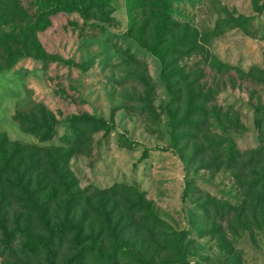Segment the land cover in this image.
<instances>
[{
	"label": "rangeland",
	"instance_id": "1",
	"mask_svg": "<svg viewBox=\"0 0 264 264\" xmlns=\"http://www.w3.org/2000/svg\"><path fill=\"white\" fill-rule=\"evenodd\" d=\"M133 1L111 0L106 21L99 15L85 20L76 12L56 14L29 39L24 32L37 0H19L0 13V139L20 150L21 173L41 190L52 189L50 195L45 189L35 193L51 224L68 217L83 237L100 228L103 212L119 222L120 235L150 264L179 263L162 247L170 230L181 233L179 264H264L263 172L243 160L207 169L210 159L219 164L223 155L209 153L202 135L171 147L170 96L161 64L129 35L142 12ZM168 3L176 33L188 27L196 36L173 60L214 94L209 106L221 121L210 132L231 135L240 152L256 150L257 108L264 131V0ZM80 114L107 121L111 132L94 133L80 144L66 142V120ZM44 121L56 123V135L40 142L33 131ZM130 190L170 227L167 233L154 232L150 240L129 227L141 216L126 212L134 199ZM1 211L7 233L15 237L5 247L0 230V264L70 263L74 246L66 242L37 260L23 258L11 248L21 241L16 231L39 234L37 222L17 199L0 204Z\"/></svg>",
	"mask_w": 264,
	"mask_h": 264
},
{
	"label": "trees",
	"instance_id": "2",
	"mask_svg": "<svg viewBox=\"0 0 264 264\" xmlns=\"http://www.w3.org/2000/svg\"><path fill=\"white\" fill-rule=\"evenodd\" d=\"M18 1L0 0V13L13 10ZM37 2L36 14L27 18L31 24L25 29L26 39H29L35 30L46 29L50 24L48 18L62 12L80 13L85 20L99 15V20L106 21L108 14L113 11L111 0H37ZM133 7L141 9L142 12L137 14L140 23L134 24L129 35L141 48L160 62L161 80L170 96L167 115L171 128V147H177L179 143L188 141V138L201 139L202 135V140L206 142L202 146L208 149L209 153L217 152L223 155V162L219 164H216V158L210 159L205 164L207 169L218 170L224 165L223 163L231 165L243 160L258 167L264 177V131L261 130V109L257 108L254 111L256 114L254 125L257 129L259 145L256 150L240 152L231 135L217 134L216 129L213 133L210 132L212 125H219L221 121V115L215 107L209 106L214 101V94L211 90L204 91L197 86L196 82L190 80V74L184 68L175 66L173 60V57L179 54L177 50L186 44L193 43L196 36L189 32L188 27H185L180 34L176 33L175 29L179 25L172 20L168 0H134ZM86 25L93 29L101 30L102 28L94 23ZM66 122L69 131L62 139L75 144H80L81 140L97 132H102V137H106L112 130V126L107 121L89 114L71 116ZM55 125L54 122L47 123L46 121L36 123L33 133L38 135L40 142H46L56 135ZM121 139L126 142L123 137ZM11 146L12 144L7 139H0V187L4 188V192H0V204L17 199L23 213L30 219L36 220V228L39 230V234L35 233L36 231H16L21 241L11 248H15L25 259L37 260L51 247H58L66 242L74 246V254L68 259L69 264H119L120 260L131 264H150L140 250L132 246L131 248L127 244L118 232L119 222H113L109 214L102 212L100 228L97 231L92 230L83 237H80L77 226L68 217L51 224L47 213L49 210L39 205V199L35 197V193L45 189L49 194L52 189L49 190L46 185L41 190L38 184L32 182L31 177L27 176V172H20L22 167V160L19 158L20 150H12ZM56 156L59 157V155ZM261 187L264 189V182ZM129 194L134 199L127 201L126 212L130 215H141L138 220L128 222L129 227H136L150 240L154 239V232L167 233L166 231L170 230L164 221L159 220L147 209L141 194L134 190H130ZM225 208L231 209L229 206ZM4 217H6L5 213L1 211L0 230L5 237L3 244L7 247L15 236L13 232L7 233L4 222L1 220ZM121 230L120 228L119 231ZM170 231L169 240L163 242L162 247L168 254L175 256L174 262L181 263L183 260L181 233ZM153 244L159 246L156 242Z\"/></svg>",
	"mask_w": 264,
	"mask_h": 264
}]
</instances>
